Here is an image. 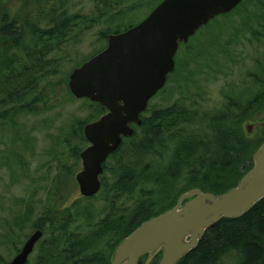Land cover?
<instances>
[{"label":"trees","instance_id":"obj_1","mask_svg":"<svg viewBox=\"0 0 264 264\" xmlns=\"http://www.w3.org/2000/svg\"><path fill=\"white\" fill-rule=\"evenodd\" d=\"M95 1L98 2V13L103 16L110 10L115 11L114 9L121 6L126 0ZM248 1L243 0L233 11L217 16L211 22L221 19L229 20L234 13L243 9L250 12L249 7L246 6ZM250 1L264 9V2ZM24 3L26 11L23 12L21 18L10 20L7 15L1 16V109L27 98L37 89L40 79L44 76L51 78L55 74L56 61L58 62L55 55H51L55 51H59L65 42L71 40L74 32L81 33V29L88 28L87 25H83L84 21H81L79 14L72 16L65 13V0H24ZM101 5L103 8H100ZM245 8L247 9L245 10ZM122 12L119 9L110 15L111 20L116 14ZM251 18L252 13H249L246 20ZM257 18L264 21V16L260 14H257ZM211 22L203 26L195 36L190 38L189 42L181 43L176 55V68L169 75L164 89L172 84L181 91L193 85L196 86L199 80L188 73L186 66L190 59L196 62L201 74H204L202 72L204 69H208V76H213L223 66L210 54L203 56L207 54L203 53L207 52L203 49L216 47L221 50L231 46L232 43L237 42L234 40V36L238 35V31L235 28L231 29L234 36L222 40L220 34L211 29ZM221 30L224 31V28ZM118 32L122 31L117 30L113 33ZM111 33V31L101 33V37L107 40ZM255 36L258 39V36ZM194 38H196L195 43L190 46V41ZM11 49L14 51L7 57V52ZM221 51L227 52V50ZM199 57L202 60H199ZM255 62L256 70L248 72V75L244 77V83L245 86L249 84L246 92L254 88L256 90L249 92L251 96L246 99L242 96V88L239 92L233 90L228 93L226 110L223 112L200 109L198 103L194 101L187 104V97H181L160 108H154L149 103L147 110L142 115V125L134 126L135 133L131 137L125 138L117 152L111 156L112 159H109L110 161H113V158L117 159L115 162V182L117 183L115 187L117 189L115 190L118 192L119 198L124 190L127 194L129 218L125 223L120 220L118 227L122 230L128 224V228L121 231L123 234L120 238L128 236L143 221L176 205L182 193L192 188H200L215 194L224 193L236 186L250 170L253 166V153L264 142V138L260 134L247 136L243 124H241L245 120L253 118L252 116L255 114L264 112V54ZM245 79H251L252 82L246 83ZM50 91L52 90L50 89ZM188 99H191L189 95ZM84 100L90 112L87 123L100 118L107 112L101 104L89 99ZM23 107V109H30L27 105ZM9 115L7 111L0 110V124L10 123L12 119L9 118ZM84 125L81 122L80 128L75 127L73 130L77 133L78 142L82 143V146L88 143L84 135ZM170 141L178 142L175 152L179 159L177 158L174 167H188V186L175 197L174 201L150 210L151 206L159 203L161 197L168 196L173 176L172 172L152 169V163L147 159H154L161 155L167 149L166 144ZM71 151L72 156L80 158L79 145H74ZM150 181L153 186L161 184L157 195L155 190L148 191L144 187H141L140 193L136 194L138 186ZM105 189L106 184L103 182L100 192ZM108 197L111 198V195L109 194ZM87 215L92 217L91 213ZM110 221L114 222L116 219H104L100 224L103 229L100 230V227H96L95 230H92L88 237L89 240L99 238L104 233L102 231L109 229L108 222ZM66 229H60L62 235L55 234L54 238L52 237L51 245L43 251L41 249L39 264H58L62 257L70 254V252L61 250L62 246L68 243ZM65 238L67 239L65 240ZM79 239L80 236H78L77 245L80 250L82 249L81 255H85L81 264H99L94 259H88L87 254L83 252L87 249V245L85 246V243ZM72 242L76 244L74 241ZM72 242L70 240L71 244ZM229 257L232 258L231 262L226 260ZM157 262L154 261L152 264H157ZM140 264H144L143 260ZM179 264H264V198L243 216L234 219L223 218L214 224L207 230L199 246Z\"/></svg>","mask_w":264,"mask_h":264},{"label":"rangeland","instance_id":"obj_2","mask_svg":"<svg viewBox=\"0 0 264 264\" xmlns=\"http://www.w3.org/2000/svg\"><path fill=\"white\" fill-rule=\"evenodd\" d=\"M160 1L126 0L114 9L115 11L110 10L109 13L101 16L98 13V2L95 0H65V13L72 16L79 14L81 21H84L83 25H87L88 28L81 29V33L74 32L73 38L51 55H55L58 60L54 67L55 74L51 78L44 76L40 79L37 89L27 98L6 105L5 109L0 108L2 111H7L10 114L9 118L12 119L10 123L0 124V264H9L15 255L14 247L9 241L10 229L13 227H11L13 213L14 217L16 215V219L18 218L15 227L18 230L16 232L18 247L22 246L24 237L31 234L44 221L42 219L55 217L54 213L63 218L71 215L76 225L71 229L80 236L79 240L87 245L85 252L87 256L99 254L101 247L109 241L115 243L123 234L121 231L128 228L127 224L122 230L119 227L118 230H114L121 219L117 218L114 222H108L110 228L107 234L94 240L88 238L91 231L96 229L95 224L103 220L107 214L108 196L109 194L112 196L116 189L117 159L109 160L103 175L106 189L93 199L83 198L76 181V175L83 168V164L80 156V158L72 156L71 150L74 145H79V154H81L88 146V143L82 146V143L78 142L77 133L73 130L75 127L80 128L81 122L83 125L87 124L90 112L85 100L77 99L71 93L69 77L78 65L106 47L108 39H103L101 33L124 31L139 24ZM254 1L264 2V0ZM248 2L246 6L249 7L250 12L243 9L234 13L229 20L221 19L210 24L213 32L220 34L222 40L234 36L231 29L235 28L238 31V35L234 36L237 42L221 49L227 52L216 47L203 49L207 51L203 52L207 53L203 56L210 54L212 58L223 64L220 70L216 74L210 71L213 76H208V69H204L202 71L204 74H201L196 62L188 60L186 64L188 73L199 80L196 86L187 85L188 89L181 91L172 84L151 100V106L165 107L181 97H187V104L194 101L198 103L200 109L223 112L226 110L227 94L233 90L239 92L242 88L244 99L251 96L249 92L255 91L256 88L246 92L249 84L245 86L244 77L248 72L256 70L255 61L264 54V21L257 18V14L264 16V9L260 8V5L253 4V1ZM100 8H103L102 5ZM119 9L123 12L116 14L111 20L110 15ZM24 11H26L24 0H0V17L7 15L10 20L21 18ZM249 13H252V18L246 20ZM221 28H224V31ZM195 39L190 41V46L194 45ZM13 51L12 49L8 51L6 56L9 57ZM201 57L198 59L202 60ZM245 81L252 82L251 79ZM188 95L191 97L190 100ZM24 105L30 109H23ZM252 117L245 122L263 120L264 112ZM245 122L241 123L244 131ZM255 134H260L259 128L255 130ZM166 146L167 149L157 158L147 159L152 163V169L166 170L172 172L173 176L168 196L161 197L159 203L151 206L150 210L174 201L175 197L188 186V167H174L179 159L175 152L178 142L170 141ZM141 187L147 188L148 191L155 190L157 195L161 184L153 186L151 181L145 182L138 186L136 194L140 193ZM90 213L92 217L87 215ZM128 218L129 213L124 215L125 220L122 221L125 223ZM48 238H50L49 234H45L30 256V264H39L42 245ZM226 260L231 262L232 258Z\"/></svg>","mask_w":264,"mask_h":264},{"label":"water","instance_id":"obj_3","mask_svg":"<svg viewBox=\"0 0 264 264\" xmlns=\"http://www.w3.org/2000/svg\"><path fill=\"white\" fill-rule=\"evenodd\" d=\"M243 0H162L139 24L111 33L107 46L76 67L69 88L77 99H89L107 112L84 127L89 145L81 152L83 168L76 180L83 196L97 194L109 155L141 126L151 99L176 68L181 43ZM247 136L264 119L246 121ZM253 166L228 191L215 194L192 188L176 205L143 221L116 247L110 264H179L195 250L207 230L223 218H239L264 198V142L253 153ZM43 232L35 231L9 264H27Z\"/></svg>","mask_w":264,"mask_h":264},{"label":"flooded vegetation","instance_id":"obj_4","mask_svg":"<svg viewBox=\"0 0 264 264\" xmlns=\"http://www.w3.org/2000/svg\"><path fill=\"white\" fill-rule=\"evenodd\" d=\"M1 18L0 17V23H1ZM88 142V141H87ZM88 145H89V142H88ZM118 150V149H117ZM117 150L115 152H117ZM114 152V153H115ZM112 153L111 155H109V157L107 158L106 162L111 158V156L114 154ZM81 157V156H80ZM82 160V159H81ZM106 162L104 163V171L103 173L101 174L100 178H101V181L103 183L104 181V178H103V175L106 171V167H105V164ZM82 170V169H81ZM80 170V171H81ZM79 171V172H80ZM77 181V180H76ZM78 183V182H77ZM79 185V184H78ZM115 185H117V183L115 182ZM102 187V186H101ZM80 188V187H79ZM117 189V188H116ZM101 190V189H100ZM100 192V191H99ZM98 192V193H99ZM81 193V192H80ZM97 193V194H98ZM97 194L93 195V196H83L82 194V197L83 198H86V199H93ZM108 205H109V208H108V211H107V214L105 217H103L104 219H117V218H121L120 220H123L124 219V215L127 214V210H128V203H127V195H126V190H124L122 193H121V197L119 198L118 196V192L116 190L113 191V194L111 196V198H109V200L107 201ZM120 204V206H119ZM119 212H121V214H118ZM120 215V217H118ZM55 217H45L43 222H41L35 230H33V232H31V234L29 235H26L22 241V246L21 247H18V241H17V235H16V232H18V230L15 228L16 227V221L18 220V218L16 219V215L14 217V213L12 215V225H11V229H10V239L9 241L12 243L11 245H13V250L15 251V255L13 257V259L22 251L24 245L26 244V242L29 240V238L32 236V234L37 231V230H41L43 232V235L41 237V239L36 243L35 247H34V250L36 249V247L40 244V242L42 241V239L44 238L45 234H49L50 238L48 239H45L44 241V244L42 245V249L45 250L46 248H48L50 245H51V242L54 238V235L56 234H61V231L60 229H63V228H67V238H65V240L67 239L68 240V243L64 244L61 248L62 251H66V252H70L69 255H66V257H62V260L60 263L58 264H81V260L85 258V255L82 256V249L80 250V247L77 245V239H78V235L72 231L71 227H76V225L74 224V221L72 220L73 218L71 217V215L63 218V217H59L60 215L57 214V213H54ZM103 219V220H104ZM101 220L100 222H97L95 225L96 227H100V230L103 229V226H101L100 224L102 223ZM119 220V221H120ZM125 220V219H124ZM114 230H118V225H116V227L113 228ZM106 230V229H105ZM108 229L106 231H102L104 232L102 235H105L107 234L108 232ZM79 234V233H78ZM62 235V234H61ZM127 236V235H126ZM125 236V237H126ZM53 237V238H52ZM56 237V236H55ZM108 237V236H107ZM124 237V238H125ZM124 238H120L118 239L115 243H112L111 241H109L105 246L101 247L102 250L99 254H95V255H92V256H88V259H94L96 262H99V264H110L111 261H112V257H113V254L115 252V249L116 247L119 245V243L124 239ZM70 240L71 242L74 241L76 244H74L72 242V244L70 243ZM96 241V240H95ZM66 242V241H65ZM102 245V244H101ZM33 250V252H34ZM87 251V249L85 251H83L84 253ZM32 252V253H33ZM32 253L29 255L28 257V262L27 264H30V256L32 255ZM86 254V253H85ZM45 255V254H44ZM12 259V260H13ZM11 260V261H12ZM141 263V261H140ZM97 264V263H96Z\"/></svg>","mask_w":264,"mask_h":264}]
</instances>
